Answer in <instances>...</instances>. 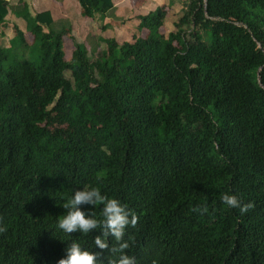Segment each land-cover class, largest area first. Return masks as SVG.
<instances>
[{"label":"trees","instance_id":"1","mask_svg":"<svg viewBox=\"0 0 264 264\" xmlns=\"http://www.w3.org/2000/svg\"><path fill=\"white\" fill-rule=\"evenodd\" d=\"M77 1L93 20L113 9ZM10 11L32 39L15 25L0 46V264H57L74 240L97 264L116 259L96 248L99 229L57 227L90 186L137 216L125 235L136 264H264V0L138 12L130 40L107 39L94 59L64 50L49 11L0 0V24ZM225 192L254 207L227 208Z\"/></svg>","mask_w":264,"mask_h":264},{"label":"clouds","instance_id":"2","mask_svg":"<svg viewBox=\"0 0 264 264\" xmlns=\"http://www.w3.org/2000/svg\"><path fill=\"white\" fill-rule=\"evenodd\" d=\"M222 203L229 209H238L240 214L247 213L254 207L253 202H243L235 194L225 192L220 197ZM91 206L84 210L82 206ZM66 215L58 220L57 227L66 234H88L99 229V234L94 239V244L99 250L108 249L118 254L116 259L110 260L109 264H136V258L126 253L129 242L125 239L126 229L135 227L137 216L124 203L117 198H109L102 193L100 187L90 186L77 189L71 198L64 203ZM101 208V218L97 219L92 209ZM201 214L207 212V208H197ZM4 229L0 228V231ZM115 240L116 246L109 249L107 238ZM57 264H97V253L86 250L75 240L65 248L64 257Z\"/></svg>","mask_w":264,"mask_h":264},{"label":"crops","instance_id":"3","mask_svg":"<svg viewBox=\"0 0 264 264\" xmlns=\"http://www.w3.org/2000/svg\"><path fill=\"white\" fill-rule=\"evenodd\" d=\"M5 1L8 6L12 7L21 3L25 4L31 14L49 11L53 18L52 29L63 34L64 49L72 50L74 48L70 41L72 39L74 43L83 45L87 49L88 55L93 56L97 54L93 48L96 43L106 42L107 39L129 41L133 36L131 29L136 28L139 24L136 13L152 10L161 5H169L172 0H112L113 9L105 16L94 20L83 16L77 0ZM15 25L28 38L26 21L20 15L10 11L6 21L0 24V46L8 47L10 45V41L16 36ZM141 34L144 35L142 32ZM66 36H69L70 39L67 40Z\"/></svg>","mask_w":264,"mask_h":264},{"label":"rangeland","instance_id":"4","mask_svg":"<svg viewBox=\"0 0 264 264\" xmlns=\"http://www.w3.org/2000/svg\"><path fill=\"white\" fill-rule=\"evenodd\" d=\"M174 2V5L172 6H169V5H163L165 6L166 8V11L168 12V14H175L173 16H175V18H172V19H178L182 14L183 12L186 10V6H187V3H188V0H172ZM166 3V1H165ZM172 21V20H171ZM171 21H167L165 23V27L162 28L161 30L163 32H168V31H171L173 29V26H172V22ZM135 29H131V33L133 34ZM28 36V40H31L32 36L29 34L27 35ZM66 39H70L69 36H66ZM71 41V44L72 46L74 47V42L72 41V39H70ZM29 42V41H28ZM67 42V41H66ZM29 44V43H28ZM67 44V43H66ZM83 46V45H82ZM93 48H95L94 50H96L95 52L97 54H94L93 56H90L89 57L91 59H94L102 50H106L107 48V44L106 42H99V43H96V45H93ZM68 48H66V51H67ZM65 50V49H64ZM91 51V50H90ZM88 52V51H87ZM116 52L119 53V49L116 50ZM90 54V53H89ZM29 55H27L26 57H28ZM30 58L33 62L37 63L38 62V57H37V53H33V55L31 57H28ZM70 58L69 56H67V59Z\"/></svg>","mask_w":264,"mask_h":264}]
</instances>
